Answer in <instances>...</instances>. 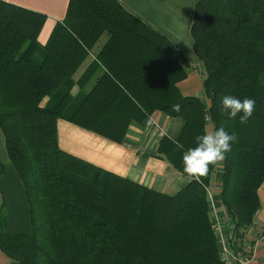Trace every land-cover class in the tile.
<instances>
[{
    "label": "trees",
    "instance_id": "16d2710c",
    "mask_svg": "<svg viewBox=\"0 0 264 264\" xmlns=\"http://www.w3.org/2000/svg\"><path fill=\"white\" fill-rule=\"evenodd\" d=\"M45 18L0 0V130L31 224L28 233H10L0 214V250L9 264H223L207 190L216 164L204 176H188L182 153L208 128L236 134L221 161L218 193L234 221L235 244L253 224L264 180V0H194L190 37L207 102L179 91L189 66L184 53L118 0H68L41 44ZM93 49L88 69L100 74L86 90L74 73ZM226 95L255 100L247 123L222 111ZM155 111L184 121L176 138L163 136L157 146L189 177L173 194L58 145V118L121 143L130 121L146 124Z\"/></svg>",
    "mask_w": 264,
    "mask_h": 264
},
{
    "label": "crops",
    "instance_id": "0c3cea01",
    "mask_svg": "<svg viewBox=\"0 0 264 264\" xmlns=\"http://www.w3.org/2000/svg\"><path fill=\"white\" fill-rule=\"evenodd\" d=\"M27 9L46 15L38 34L43 44L56 21L61 20L66 11L68 0H5ZM118 2L143 23L166 36L172 44L184 53L188 60L187 76L178 83L182 95H195L206 99L202 77L203 69L192 49L190 26L194 10V0H118ZM96 46H94V49ZM93 53L81 63L74 73L75 81L86 83L88 90L100 74V68L88 64L94 59ZM98 49V48H97ZM77 84L71 88L72 95L77 94ZM181 117H170L161 111H155L146 124L132 120L126 128L123 142L118 143L91 130L78 126L66 119L56 122L59 147L74 156L98 166L113 174L127 178L153 190L173 194L188 183L189 177L177 171L161 155L157 146L166 136L176 138L183 127ZM4 153V154H3ZM0 214L3 215L5 228L10 233H28L31 229L29 207L20 178L6 155L4 139L0 130ZM211 196L218 198L216 207L222 208L220 196L216 192L220 177L212 176ZM260 208L253 220V227L246 235V242L253 247L250 264H264V241L257 242L258 232L264 230V180L258 189ZM223 221L219 222L222 226ZM257 235V236H256ZM261 235V234H260ZM10 258L0 250V264H9Z\"/></svg>",
    "mask_w": 264,
    "mask_h": 264
},
{
    "label": "clouds",
    "instance_id": "9594fccd",
    "mask_svg": "<svg viewBox=\"0 0 264 264\" xmlns=\"http://www.w3.org/2000/svg\"><path fill=\"white\" fill-rule=\"evenodd\" d=\"M222 111L231 119L239 116V122L245 124L255 111V100L251 98L239 99L226 95L221 99ZM172 110L179 112L181 104L172 105ZM236 134H229L223 127L209 128L202 135H198L194 147L182 153L183 172L188 176L200 177L207 174L209 166L226 159V154L231 151ZM182 147V145H178Z\"/></svg>",
    "mask_w": 264,
    "mask_h": 264
},
{
    "label": "rangeland",
    "instance_id": "374dc122",
    "mask_svg": "<svg viewBox=\"0 0 264 264\" xmlns=\"http://www.w3.org/2000/svg\"><path fill=\"white\" fill-rule=\"evenodd\" d=\"M194 12V10H193ZM193 19V16H192ZM108 36L107 32H104L100 38V41L96 45V47L99 46V44L103 41L106 40ZM202 65V64H201ZM203 69V67H202ZM203 75L204 71H203ZM204 77H202L203 79ZM208 99V100H207ZM206 102L209 101V98L206 96ZM209 129V128H208ZM4 154V153H3ZM221 164L222 162H219L216 164L215 168V175L220 177L221 175ZM214 174V173H213ZM261 186V185H260ZM259 189V188H258ZM208 192L210 194L212 193V184L207 188ZM220 191V184L217 187V193ZM258 193V190H257ZM211 199L213 201V204L210 206V212L211 215L215 221V232L218 238V258L221 260L223 264H237L240 260L245 261L246 259L249 260L253 258L252 252H253V247L250 243L246 242V235L250 231V229L253 227V224L246 227L245 230L241 228L240 230V238H237V242L235 244H231V239L233 236V233L235 231V224L234 221L230 215V213L225 210L222 206V208H217L215 209V203L218 198L211 196ZM256 219V215L254 217ZM222 226H219V222H222ZM244 230V231H243ZM261 235H260V234ZM259 236L257 239V242H262L264 241V230L263 228L258 232ZM257 236V235H256ZM246 264H250L249 261Z\"/></svg>",
    "mask_w": 264,
    "mask_h": 264
},
{
    "label": "built area",
    "instance_id": "2783aa9c",
    "mask_svg": "<svg viewBox=\"0 0 264 264\" xmlns=\"http://www.w3.org/2000/svg\"><path fill=\"white\" fill-rule=\"evenodd\" d=\"M211 198V197H210ZM213 204V201H212V199H211V204H210V206ZM215 209H216V205H215ZM250 262L251 261V259L249 258V260H245V261H242V260H240L237 264H246L247 262Z\"/></svg>",
    "mask_w": 264,
    "mask_h": 264
},
{
    "label": "water",
    "instance_id": "95a60500",
    "mask_svg": "<svg viewBox=\"0 0 264 264\" xmlns=\"http://www.w3.org/2000/svg\"><path fill=\"white\" fill-rule=\"evenodd\" d=\"M212 97H213V94H212Z\"/></svg>",
    "mask_w": 264,
    "mask_h": 264
},
{
    "label": "bare ground",
    "instance_id": "6f19581e",
    "mask_svg": "<svg viewBox=\"0 0 264 264\" xmlns=\"http://www.w3.org/2000/svg\"><path fill=\"white\" fill-rule=\"evenodd\" d=\"M211 204V203H210Z\"/></svg>",
    "mask_w": 264,
    "mask_h": 264
}]
</instances>
